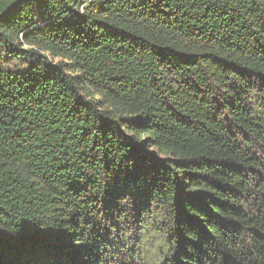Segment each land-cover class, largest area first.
Masks as SVG:
<instances>
[{"label": "trees", "instance_id": "trees-1", "mask_svg": "<svg viewBox=\"0 0 264 264\" xmlns=\"http://www.w3.org/2000/svg\"><path fill=\"white\" fill-rule=\"evenodd\" d=\"M0 264H264V0H0Z\"/></svg>", "mask_w": 264, "mask_h": 264}, {"label": "rangeland", "instance_id": "rangeland-1", "mask_svg": "<svg viewBox=\"0 0 264 264\" xmlns=\"http://www.w3.org/2000/svg\"><path fill=\"white\" fill-rule=\"evenodd\" d=\"M2 61L0 60V65L4 66V67H7V68H11L12 65H8V64H4V63H1Z\"/></svg>", "mask_w": 264, "mask_h": 264}]
</instances>
